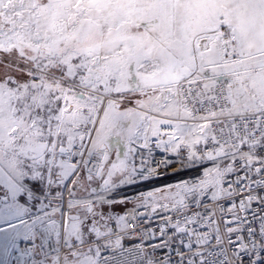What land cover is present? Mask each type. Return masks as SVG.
Returning <instances> with one entry per match:
<instances>
[{"label": "snow or ice", "instance_id": "obj_1", "mask_svg": "<svg viewBox=\"0 0 264 264\" xmlns=\"http://www.w3.org/2000/svg\"><path fill=\"white\" fill-rule=\"evenodd\" d=\"M0 264H264V0H0Z\"/></svg>", "mask_w": 264, "mask_h": 264}, {"label": "built area", "instance_id": "obj_2", "mask_svg": "<svg viewBox=\"0 0 264 264\" xmlns=\"http://www.w3.org/2000/svg\"><path fill=\"white\" fill-rule=\"evenodd\" d=\"M186 178H188V177L183 175V174H173V171L171 169H169V170L166 171V173L159 180L144 182L143 187L147 188L149 186H159V184H161V183H163L165 181L168 182V183H175L179 179H186ZM133 190H134V188L127 190L129 195L132 194ZM118 210H119V208H118ZM159 223H160V221L158 219H156V220H154L151 223V227L157 228Z\"/></svg>", "mask_w": 264, "mask_h": 264}]
</instances>
